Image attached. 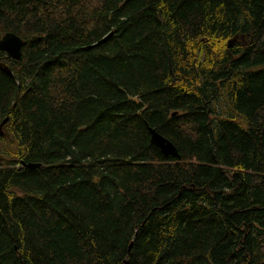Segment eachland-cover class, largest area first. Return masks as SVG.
I'll use <instances>...</instances> for the list:
<instances>
[{"label":"trees","instance_id":"trees-1","mask_svg":"<svg viewBox=\"0 0 264 264\" xmlns=\"http://www.w3.org/2000/svg\"><path fill=\"white\" fill-rule=\"evenodd\" d=\"M5 33L0 264H264V0H0Z\"/></svg>","mask_w":264,"mask_h":264},{"label":"water","instance_id":"water-1","mask_svg":"<svg viewBox=\"0 0 264 264\" xmlns=\"http://www.w3.org/2000/svg\"><path fill=\"white\" fill-rule=\"evenodd\" d=\"M110 35H111L110 33L105 35L96 43L88 46L87 49L96 47L99 44L103 43L109 38ZM22 46H23V42L21 41V39L12 33H5L0 37V52L4 53L6 59L18 61L21 55ZM0 71L4 73L6 76L11 77V73L5 65L0 64ZM5 122H6V118L2 120V122L0 123V136L4 135L1 130V127ZM146 130L149 135V139H148L149 144L157 148L160 154L164 158H168V157H171L173 159L178 158V154L175 147L168 140L157 134L151 128L146 127ZM20 164L25 169H35L40 167V164H31V163H23V162H20Z\"/></svg>","mask_w":264,"mask_h":264},{"label":"rangeland","instance_id":"rangeland-1","mask_svg":"<svg viewBox=\"0 0 264 264\" xmlns=\"http://www.w3.org/2000/svg\"><path fill=\"white\" fill-rule=\"evenodd\" d=\"M0 64H3L4 65V63L3 62H0ZM3 145L0 143V149H1V147H2Z\"/></svg>","mask_w":264,"mask_h":264}]
</instances>
